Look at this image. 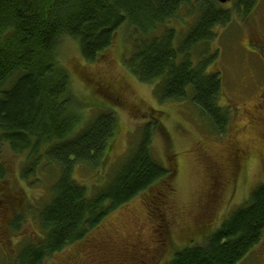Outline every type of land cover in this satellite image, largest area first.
Masks as SVG:
<instances>
[{
  "label": "trees",
  "instance_id": "obj_1",
  "mask_svg": "<svg viewBox=\"0 0 264 264\" xmlns=\"http://www.w3.org/2000/svg\"><path fill=\"white\" fill-rule=\"evenodd\" d=\"M188 1L0 0V156L3 143L13 154L27 155L28 168L31 167L27 172H37L43 161L45 169L55 173L48 198L41 208V202L37 203V229L32 228L35 235L17 252L13 251L14 257L6 256L7 264H45L69 248L80 250L85 238L95 233L110 214L145 196L149 198L147 216L152 222L149 246L156 252V262L172 252L167 264H239L262 241L264 182L213 235L204 228L184 239L187 247L174 251L177 242L170 235L176 212L164 214L152 201H159V195L169 188L174 166L165 168L155 162L150 130L135 150L128 151L122 165H109L112 175L95 192L85 182L76 181L77 168L73 175L78 164L95 167L108 163L119 126L114 111L100 98L113 107L120 105L101 95L107 85L83 72L84 66L74 65L72 76L61 64L59 47L66 38L77 43L82 61L93 66L108 55L120 30L124 35L131 31L132 43H124L117 51L120 63L126 64L145 85L154 84V94L160 101L187 99L190 91L193 105L213 130L225 126L217 105L222 92L221 76L206 74L204 61L192 65V56L200 44L215 38V27L229 23L231 12L216 2H206L176 48L177 30L171 24ZM234 2V7H242L237 15L246 18L258 0ZM75 83L87 92L85 97H78ZM114 95L111 93L109 98L115 99ZM91 109H99L94 118L86 117V111ZM136 113L146 120L145 111ZM4 174L0 159V192L6 188ZM9 201L15 199L7 197L5 202ZM7 211L0 213L8 218L11 213ZM23 215L2 234L20 233L21 223L28 222Z\"/></svg>",
  "mask_w": 264,
  "mask_h": 264
},
{
  "label": "rangeland",
  "instance_id": "obj_2",
  "mask_svg": "<svg viewBox=\"0 0 264 264\" xmlns=\"http://www.w3.org/2000/svg\"><path fill=\"white\" fill-rule=\"evenodd\" d=\"M206 2L216 0H189L178 19L172 22L171 26L177 30L176 48L190 32ZM234 4L232 1L220 5L230 10L229 23L215 27V38L200 44L192 56V65L204 61L206 74L221 76L222 92L217 105L226 124L218 131L213 130L209 120L193 105L190 91L187 99L160 101L154 94V84L145 85L129 72L126 64L120 63L117 51L124 43H132L131 31L124 35L123 29L120 30L108 55L93 66L82 61L77 43L67 38L60 42V62L66 70L74 76L73 66H84L83 72L95 75L107 85L101 95L120 105L113 107L100 98L114 111L118 135L106 165L74 166L76 181L85 182L89 190L95 192L112 175L109 165L114 168L122 165L128 151L139 146L147 130L152 131L150 149L155 162L165 168L173 165L175 175L165 194L159 195L160 200H152L156 194H151L150 200L164 214L170 215L171 210L176 212L170 235L177 242L173 246L176 252L188 246L184 239L192 233L205 228L208 235H213L264 182V0H258L246 18L240 13L237 15L242 7H234ZM128 48L126 45V50ZM199 53L201 56H196ZM75 88L79 98L86 96L87 92L76 83ZM111 93H115V99L109 98ZM142 110L147 114L146 120L136 113ZM98 111L87 110L86 117L94 118ZM153 124L158 125V129ZM1 145L6 188L0 192V211L8 209L11 215L5 218L0 213V264H7L9 254L14 257L35 235L32 228L37 229L36 209L48 198L55 173L45 169L43 161L37 172H27L31 168H28L27 155H15L6 145ZM7 197L15 201L5 202ZM148 199L145 196L144 200L137 199L114 211L95 233L85 238V246H80L83 248H69L45 264H167L172 252L156 262L153 254L156 252L149 246L152 222L147 216ZM23 212L26 213L23 215ZM22 215L29 223H21L20 233L2 234ZM239 264H264V238Z\"/></svg>",
  "mask_w": 264,
  "mask_h": 264
},
{
  "label": "water",
  "instance_id": "obj_3",
  "mask_svg": "<svg viewBox=\"0 0 264 264\" xmlns=\"http://www.w3.org/2000/svg\"><path fill=\"white\" fill-rule=\"evenodd\" d=\"M231 1L232 0H216V2H218L219 4H222V5L227 4V3L231 2Z\"/></svg>",
  "mask_w": 264,
  "mask_h": 264
}]
</instances>
